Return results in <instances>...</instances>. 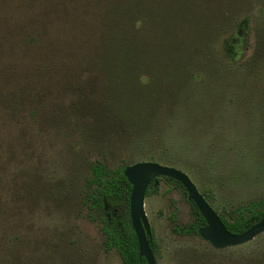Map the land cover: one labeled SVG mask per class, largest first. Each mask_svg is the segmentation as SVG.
I'll return each instance as SVG.
<instances>
[{
  "label": "trees",
  "instance_id": "1",
  "mask_svg": "<svg viewBox=\"0 0 264 264\" xmlns=\"http://www.w3.org/2000/svg\"><path fill=\"white\" fill-rule=\"evenodd\" d=\"M247 109L254 134L233 125ZM192 144L206 155L212 148L203 161L215 168L229 155L233 188L264 182L255 164L264 157V0H0V264H37L40 255L74 264L57 252L59 227L37 223L30 208L41 185L68 170L58 151L87 167L82 204L103 251L147 264L124 171L146 160L193 169ZM161 181L187 197L178 182ZM200 193L214 209L213 191ZM51 194L44 217L61 216L66 205ZM189 204L190 224L176 211L170 222L177 235L201 239L206 221ZM216 212L241 235L264 219V198ZM208 246L212 257L188 263L264 264V245Z\"/></svg>",
  "mask_w": 264,
  "mask_h": 264
},
{
  "label": "rangeland",
  "instance_id": "2",
  "mask_svg": "<svg viewBox=\"0 0 264 264\" xmlns=\"http://www.w3.org/2000/svg\"><path fill=\"white\" fill-rule=\"evenodd\" d=\"M252 105L253 103L250 102L247 106ZM232 107L233 105H231ZM223 108L226 111L227 101L223 103ZM247 111L248 109L236 114L237 116L239 115L238 120H233V125L239 126L243 134H254L258 127V121L256 116L246 113ZM199 141H201V138H199ZM200 146L201 144L191 145L193 151V157L191 156V158L194 166L193 169L183 172L191 178L199 192H203L206 189L213 191L215 196L214 209L216 211L221 213L224 208L228 211L229 207L237 206L250 200L264 198V182H260L254 187L249 183H240L233 188L229 181V155L224 156L219 161V166L215 168L207 161H203L212 157V148L209 154L206 155L207 149ZM56 155L63 165L68 163V170L62 172L58 178L51 180V184L48 182L43 183L37 191L34 198V207L30 206L32 210L36 209V218H39V221L37 219L36 222L51 228L59 227V232H56L57 235L54 236L56 237L54 242L57 243L55 246L57 252L65 256L71 263L122 264L116 252L105 253L103 251V236L100 227L98 223H94L88 218L87 210L82 204L87 167L81 166L77 170V168H73L72 161L68 162L65 152L58 151ZM124 156L123 160L127 161V155ZM238 158L234 159L235 163L242 162ZM143 162L150 161L146 160ZM255 164L257 169L263 170L264 157L260 158L258 163L255 161ZM156 180L149 186L148 190L152 194L145 199V212L151 228V237L153 236V241L156 245V254L154 253V255L157 264H191L188 262L192 261L194 257L199 258L204 252L207 259L212 257L209 255V251L206 250L209 249V246L204 240L179 236L174 232L173 225L170 222L171 214L176 211L180 225L187 226L192 221L191 206L181 189L170 186L164 181L155 182ZM49 191L52 193L53 201H57L60 204L65 203L66 205L61 216L54 213L51 217H44L43 206H46L45 196ZM249 244V250L263 246L264 234ZM229 249L231 248L219 251L228 253ZM37 264H53V262L40 255L37 257Z\"/></svg>",
  "mask_w": 264,
  "mask_h": 264
},
{
  "label": "water",
  "instance_id": "3",
  "mask_svg": "<svg viewBox=\"0 0 264 264\" xmlns=\"http://www.w3.org/2000/svg\"><path fill=\"white\" fill-rule=\"evenodd\" d=\"M124 176L133 188L130 198V216L138 239L139 256L144 258L147 264H157V261L149 243L151 228L145 212V199L150 184L158 178H169L181 184L186 191L188 201L196 206L206 221V226L199 231V236L213 248L225 250L241 247L264 234V219L244 234L230 233L191 178L181 170L153 162H140L127 167Z\"/></svg>",
  "mask_w": 264,
  "mask_h": 264
}]
</instances>
